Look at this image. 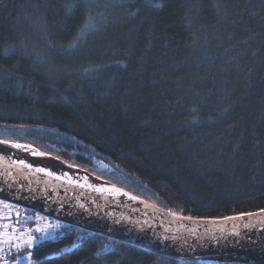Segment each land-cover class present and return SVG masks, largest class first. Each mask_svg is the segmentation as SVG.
<instances>
[{"label": "trees", "instance_id": "obj_1", "mask_svg": "<svg viewBox=\"0 0 264 264\" xmlns=\"http://www.w3.org/2000/svg\"><path fill=\"white\" fill-rule=\"evenodd\" d=\"M0 140L183 217L264 210V0H0ZM77 231L31 264H188Z\"/></svg>", "mask_w": 264, "mask_h": 264}, {"label": "water", "instance_id": "obj_2", "mask_svg": "<svg viewBox=\"0 0 264 264\" xmlns=\"http://www.w3.org/2000/svg\"><path fill=\"white\" fill-rule=\"evenodd\" d=\"M22 146L33 149L19 145ZM83 147L109 161L87 145ZM12 148L18 147L0 140V153ZM37 153L56 162L60 170H76L95 181L109 184ZM112 187L127 194L131 200H113L75 189L0 158V200L7 204L182 263L246 264L229 258L240 256L252 261L247 264H264V211L221 219H193L133 199L128 193ZM218 258L229 261L218 263L214 260Z\"/></svg>", "mask_w": 264, "mask_h": 264}, {"label": "rangeland", "instance_id": "obj_3", "mask_svg": "<svg viewBox=\"0 0 264 264\" xmlns=\"http://www.w3.org/2000/svg\"><path fill=\"white\" fill-rule=\"evenodd\" d=\"M0 200V264H31L33 248L62 234L64 224ZM39 229V230H37ZM87 232H75L74 246ZM5 259H9L5 263ZM229 260L225 259V262Z\"/></svg>", "mask_w": 264, "mask_h": 264}, {"label": "bare ground", "instance_id": "obj_4", "mask_svg": "<svg viewBox=\"0 0 264 264\" xmlns=\"http://www.w3.org/2000/svg\"><path fill=\"white\" fill-rule=\"evenodd\" d=\"M0 158L11 165L23 168L27 172H33L42 177L50 178L55 182L71 186L75 189H80L100 197H108L113 200H131L127 194L114 190L109 184L95 181L85 173L76 170L58 169L56 162L42 157L37 151L24 146L1 152ZM229 258L241 263H252L251 260L240 256H231ZM225 259L218 258L214 260L218 263H223Z\"/></svg>", "mask_w": 264, "mask_h": 264}, {"label": "snow or ice", "instance_id": "obj_5", "mask_svg": "<svg viewBox=\"0 0 264 264\" xmlns=\"http://www.w3.org/2000/svg\"><path fill=\"white\" fill-rule=\"evenodd\" d=\"M17 147H19V145H16ZM133 199H135V197H132ZM262 211H264V210H262ZM242 218V217H241ZM37 230H39V229H37Z\"/></svg>", "mask_w": 264, "mask_h": 264}, {"label": "flooded vegetation", "instance_id": "obj_6", "mask_svg": "<svg viewBox=\"0 0 264 264\" xmlns=\"http://www.w3.org/2000/svg\"><path fill=\"white\" fill-rule=\"evenodd\" d=\"M5 206H7V205H5ZM5 263H7V262H5Z\"/></svg>", "mask_w": 264, "mask_h": 264}]
</instances>
